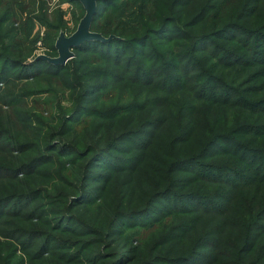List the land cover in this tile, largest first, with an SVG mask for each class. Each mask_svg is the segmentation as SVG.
<instances>
[{
  "label": "trees",
  "instance_id": "trees-1",
  "mask_svg": "<svg viewBox=\"0 0 264 264\" xmlns=\"http://www.w3.org/2000/svg\"><path fill=\"white\" fill-rule=\"evenodd\" d=\"M35 2L0 0V264H264V0H96L63 65L10 49L29 7L56 55Z\"/></svg>",
  "mask_w": 264,
  "mask_h": 264
},
{
  "label": "rangeland",
  "instance_id": "rangeland-1",
  "mask_svg": "<svg viewBox=\"0 0 264 264\" xmlns=\"http://www.w3.org/2000/svg\"><path fill=\"white\" fill-rule=\"evenodd\" d=\"M20 1L27 2L28 0H16L17 3ZM37 1L38 0H36V2H35L36 7H38ZM47 1H48L47 8H46L47 22L51 23L53 26V24H56V22H57L55 20L56 17H59V15L60 16L62 15V17H63L62 18L63 27H59V25H58V30L54 36V42H55V39L58 36L60 31H64V33L66 35H69L70 33H72L75 30L76 25H77L79 19L84 14V12H83V10H81L79 8V6L75 5L74 3L68 2V1H66V2L61 1V0H47ZM32 12H34V13H32ZM31 13H32V15H31ZM29 14L32 16L31 17L32 20L30 23L31 27L28 31L27 37L23 41L22 36H21L22 33L20 32V28H22L21 23L23 22V25H24V23L26 21H28V17H29L28 15ZM38 14H39L38 10L35 11L34 8L30 9L28 7V10L26 9V10H23L22 12H20V15H19L20 21L15 22L13 24V26H15L17 28V30H19V32L16 36L11 35V38L14 39L13 43L16 46H18V48L20 50H17L15 46H13V47L17 51H15L12 46L10 49L12 50V52L17 53L20 51L24 52L25 49H27L29 47L32 48V52L29 54L28 59H33L38 54H46L48 56H56V55H52L53 53L51 52V50L48 49V47L46 45H44L45 44L44 39L48 35H52L53 32H51V31L49 32L46 24L39 21L38 18L37 19L33 18L34 16L35 17L38 16ZM27 26L28 25H25V27H27ZM54 42H53V44H54ZM29 82H32V81H30V79L26 80V78H23L17 82L15 81L14 85L16 86V84H17V86L20 87L21 84L29 83ZM4 86H5L4 83H2L0 85V92H1V90H4L3 89ZM29 86H31V85H29ZM58 94H59L58 96L60 98L59 99L60 104H63L64 106H68L71 102L69 95H68V91H66V93L64 95H62L61 93H58ZM45 96H46V92L42 93L40 98L46 99L47 96L46 97ZM28 100H31V98H29ZM45 106H46L45 104H41L40 107H38V108L41 110H45V108H46ZM0 112H1L0 115L2 117V118H0L1 120H5L6 115L4 116V114L5 113L8 114L10 112L9 106L7 104L3 103L1 100H0ZM44 113L46 114L47 111H44ZM18 254H22V253L20 251H18ZM25 264H27V263H25Z\"/></svg>",
  "mask_w": 264,
  "mask_h": 264
},
{
  "label": "water",
  "instance_id": "water-1",
  "mask_svg": "<svg viewBox=\"0 0 264 264\" xmlns=\"http://www.w3.org/2000/svg\"><path fill=\"white\" fill-rule=\"evenodd\" d=\"M83 9L84 14L79 19L75 30L66 35L64 31H60L55 39L54 47L56 56H48L46 54H38L34 59H42L54 65H63L74 56L73 48L79 46L85 41L99 40L109 41L115 37L111 34L103 36L99 32H94L90 29L93 15L96 10V0H78Z\"/></svg>",
  "mask_w": 264,
  "mask_h": 264
},
{
  "label": "built area",
  "instance_id": "built-area-1",
  "mask_svg": "<svg viewBox=\"0 0 264 264\" xmlns=\"http://www.w3.org/2000/svg\"><path fill=\"white\" fill-rule=\"evenodd\" d=\"M1 85V84H0Z\"/></svg>",
  "mask_w": 264,
  "mask_h": 264
}]
</instances>
